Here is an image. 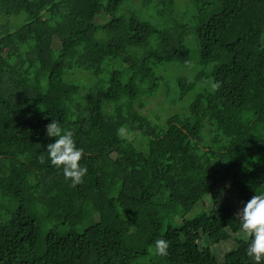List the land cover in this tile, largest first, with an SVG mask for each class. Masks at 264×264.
I'll use <instances>...</instances> for the list:
<instances>
[{
  "label": "trees",
  "instance_id": "1",
  "mask_svg": "<svg viewBox=\"0 0 264 264\" xmlns=\"http://www.w3.org/2000/svg\"><path fill=\"white\" fill-rule=\"evenodd\" d=\"M52 120L80 184L47 159ZM254 195L264 0H0V264H254Z\"/></svg>",
  "mask_w": 264,
  "mask_h": 264
},
{
  "label": "clouds",
  "instance_id": "2",
  "mask_svg": "<svg viewBox=\"0 0 264 264\" xmlns=\"http://www.w3.org/2000/svg\"><path fill=\"white\" fill-rule=\"evenodd\" d=\"M46 136L54 138L47 144V159L54 167L62 169L63 175L73 185L83 182L87 168L82 166L83 149L74 139L73 131L62 128L58 121L52 120L46 126ZM43 158L41 163H43ZM241 228L250 236L246 249L247 255L254 264H264V195H254L235 213ZM155 252L159 256L168 254L169 242L165 239L155 241Z\"/></svg>",
  "mask_w": 264,
  "mask_h": 264
},
{
  "label": "rangeland",
  "instance_id": "3",
  "mask_svg": "<svg viewBox=\"0 0 264 264\" xmlns=\"http://www.w3.org/2000/svg\"><path fill=\"white\" fill-rule=\"evenodd\" d=\"M151 107H157V104H152L151 106H149V108H151ZM228 248H229V246H224V247H222L220 252H223V251L227 250Z\"/></svg>",
  "mask_w": 264,
  "mask_h": 264
}]
</instances>
